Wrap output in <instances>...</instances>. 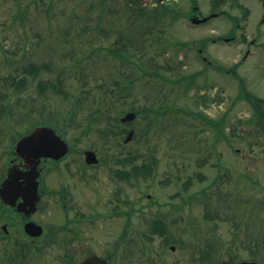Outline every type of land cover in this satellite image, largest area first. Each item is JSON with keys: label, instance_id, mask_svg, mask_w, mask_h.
<instances>
[{"label": "rangeland", "instance_id": "374dc122", "mask_svg": "<svg viewBox=\"0 0 264 264\" xmlns=\"http://www.w3.org/2000/svg\"><path fill=\"white\" fill-rule=\"evenodd\" d=\"M125 1L115 0L114 7L104 10L99 0H0V84L10 72L24 77L23 66L30 63L49 64L37 76L28 73L29 81L20 89L9 87L22 113L9 119L5 108L0 114V180L18 137L41 122L65 127L58 132L72 146L45 175L47 193L36 218L45 228L41 245L49 246L39 250L32 264H65V248H75L79 260L124 244H213L220 262L233 256L261 260L264 126L257 125V103L249 97L264 101V22L257 28L264 0H138L143 10L165 5L180 13L140 36L141 44L136 30L143 33L147 26L129 23L136 14L125 11ZM204 16H210L204 23L190 21ZM231 36L235 39L222 40ZM127 37L134 39L132 44ZM120 39L128 48L135 46L127 57L136 65L110 54ZM154 69L165 78L159 79ZM46 76L63 81L66 93L40 90L36 83ZM115 79L128 90L112 99L116 105L106 114L120 119L132 107L139 110L132 126L123 125L135 129L134 137L125 143L128 132L123 133L125 146L119 148L139 155L138 162L154 158L155 170L147 177L117 176L114 170L120 165L109 158L111 150L95 131L108 120L89 115V94L103 96ZM85 149L95 150L100 162L87 165ZM69 186L73 200L63 202L58 190ZM203 189L212 197L204 198ZM191 194L195 199L187 200ZM155 212L167 218L164 235L142 225V218H154ZM2 215L12 214L1 210L0 224ZM50 231L57 232L52 241ZM16 234L14 230L10 237ZM236 235L242 240L234 242ZM19 238L28 237L21 233ZM9 242L0 240V248ZM31 258L9 262L28 264Z\"/></svg>", "mask_w": 264, "mask_h": 264}, {"label": "flooded vegetation", "instance_id": "af4514ba", "mask_svg": "<svg viewBox=\"0 0 264 264\" xmlns=\"http://www.w3.org/2000/svg\"><path fill=\"white\" fill-rule=\"evenodd\" d=\"M262 21H264V16L262 17ZM257 28H260L259 24ZM64 158L59 160H54L48 157L40 158L37 166V169L39 170V176L37 177L38 201L36 204V209L33 211L30 210V207H27L20 211L18 210L17 206L19 203L25 201L24 195H27V192L25 191L28 177L27 172L30 171L31 166L24 157L18 155L15 150H12L11 156L5 166L4 176L0 180V187L2 186L3 181L8 177L10 169L14 168L17 172V186L14 188H8L7 194L13 198H16V205L12 206L7 204L0 196V211H6L7 213L10 212L12 214L8 218H5V216L2 215L4 217V223L0 224V240H10V242L7 247L0 248V253L2 254L0 256V264H21L20 262L11 263L9 260L16 261L18 258H23L22 260L25 261V258L28 255L26 248H31L28 256H32V260L29 263L32 264L34 258L38 257L39 250L41 251V248H47L49 246L48 244H46L47 246L41 245L42 235L37 237L29 234L26 231V224L28 222H35L44 228V225L36 218V214L40 209V204L47 193L44 178L50 168L49 166L51 163L60 162ZM72 188V186H69L66 189L58 190V192L62 194L61 199L63 202L67 199L73 200L72 197L74 196V188ZM179 209H181L180 206ZM79 214L83 215V213ZM154 215H156V212ZM142 219V225L146 226L147 229L150 227L149 229L152 233L164 235L168 232V228L165 225L167 218L160 212L157 213V216L154 218L143 217ZM81 220L84 221L85 218L83 217ZM14 230L17 233V236L14 235L11 238L10 235ZM2 232L9 237L3 236ZM21 233L28 237L26 238L27 241H23V239L19 238L21 237ZM50 233L51 237H57V232L50 231ZM26 242L28 245L24 244ZM10 245L11 247H9ZM261 246L263 248H259V252L262 259L257 262L259 264H264V241ZM75 251V248L64 249V256L68 257V260L65 262V264H80L84 259L93 255L98 256L101 259L103 257L106 259L108 264H237L241 261H252V259H235V256H233L225 262H220L219 251L217 248H176L175 246L165 248L164 246L158 247L152 245H116L113 250L109 251L105 255H102L100 252H95L85 255L79 260L75 259Z\"/></svg>", "mask_w": 264, "mask_h": 264}, {"label": "trees", "instance_id": "16d2710c", "mask_svg": "<svg viewBox=\"0 0 264 264\" xmlns=\"http://www.w3.org/2000/svg\"><path fill=\"white\" fill-rule=\"evenodd\" d=\"M220 1H226V0H220ZM115 0H99L98 4L102 5V8L107 7H114L113 4H115ZM163 3V2H161ZM193 3H196V0H193ZM126 4V8L125 11L130 13L131 15L136 14L134 19L132 20V22L130 20L129 23H135V25H143L147 26V28L144 30L143 33H141V30L137 31L136 30V34H137V42L139 44H141V38L140 36L145 37L146 33H152L154 32L153 28L154 26H156L157 24L160 23V21L162 19H166L168 16H171L172 18L176 19V17H178L180 15V13L176 10H173L171 8V6H165L163 5V7L161 8V6L152 8V9H147V10H143L146 9V7H141V4L138 0H126L125 1ZM103 10V9H102ZM103 10V11H104ZM102 11V12H103ZM143 18V19H141ZM149 23V24H148ZM159 31V30H158ZM162 32V29L159 31ZM164 33V32H162ZM128 41L132 44V42L134 41V39L132 37H127ZM146 39H144V41H146ZM120 40L116 41L113 46H110L111 48H109V52L112 55H115L117 57H122L123 61L125 62H131L133 65H136V62L134 59L128 58L127 55L129 52H132V49L135 48L134 45H132V49L128 48L126 43H122L120 44ZM184 45H188L186 42L184 43ZM202 47V46H201ZM139 48V47H138ZM136 53V52H135ZM122 61V62H123ZM49 64L48 63H42L41 65L39 63H30L27 66H23L22 72H24L25 76L24 77H20L19 74H13L12 72L8 73L7 75H4L2 80V83L0 84V87H3L2 89H0V103L2 104L1 109H0V114L3 115L5 112V108L7 111V115L9 116V119L11 118H16L18 117L22 112H20L17 108H16V104L13 102L12 99V95H13V91L10 92V86L12 87V89H20L21 87H23L25 84L28 83L29 80H27V76L28 73H32L35 76L41 74L42 69H44L45 67H48ZM173 67V66H172ZM157 69V68H156ZM154 73L155 75L159 78V79H164L166 75H164L161 71L155 70L154 69ZM33 81V80H32ZM165 81H169L168 79ZM63 81L60 80H51L48 79L47 76L46 77H40L38 79V82L36 83L38 88L40 90H47V89H51L53 91V93H58V92H65L66 90L63 87L62 84ZM113 86L110 87H106V90L103 92V96L101 95L99 98L97 96L96 93L94 94H89L90 99L87 102V106L89 105V115H91L94 119L99 120L102 114V122L104 121V119L106 118L108 121L106 122V124H102V128L98 125V127L95 129V131L97 133H99V135L101 136L102 139V145L103 147H105L107 150H111V153L108 155L109 158H111L114 163L120 165V168H116L114 170V172L117 174V176L119 178H124V179H129V178H133V177H147L148 175L153 174L154 172V168H155V163L156 161L149 158L147 160H143L141 162H138L139 159V155L136 156L134 155L132 152H127L125 153L124 150H120L119 146H121L122 148H124V143L122 142V135L123 133L128 132L129 130H127L125 127H123V125H130L132 126V122H127V123H122L121 120L119 119V117H111L110 114H106L107 111H111L112 109L115 107L116 103L113 102V98H117V97H122L123 93L126 92L127 88H124L121 83L119 82V80L115 79V82L113 81ZM6 87V89H5ZM128 90V89H127ZM88 93H90L89 90H86ZM250 99L253 100V103H257V106L255 105V110H256V123L257 125H261L262 127L264 126V101L261 100L260 98L257 97H253L250 96ZM101 102H102V106H101ZM259 103V104H258ZM261 104L263 106H261ZM42 107L44 108L45 106L42 105ZM132 110H135L137 112V114L139 115L140 112L139 110H137L135 107L131 108ZM102 111V112H101ZM109 111V112H110ZM125 111V109L123 110ZM93 113V114H92ZM24 116V115H22ZM20 116V117H22ZM19 117V118H20ZM114 119V121H113ZM113 121V122H112ZM51 122V121H50ZM46 123V122H41V124ZM48 123V122H47ZM36 124V123H35ZM52 126H54L58 131H60L61 133L64 132V128H60L59 125H55L52 122L48 123ZM91 128L90 125L87 126L86 131L89 130ZM62 129V130H61ZM23 133V132H19V135ZM126 166H131L130 169L125 168ZM204 198H209L210 196L212 197V193L207 191L206 189L202 190ZM193 197H196L195 194H191ZM190 195V196H191ZM217 195V194H216ZM210 197V198H211ZM209 215H207L208 217ZM210 218V216H209ZM166 240L169 242L171 241L170 238H166ZM240 241L242 240L239 235H236L234 242L235 241ZM209 244V243H207ZM214 248L213 244H209L206 246V248ZM218 247H221V244H218ZM28 252L31 251V248H28L27 250Z\"/></svg>", "mask_w": 264, "mask_h": 264}, {"label": "water", "instance_id": "95a60500", "mask_svg": "<svg viewBox=\"0 0 264 264\" xmlns=\"http://www.w3.org/2000/svg\"><path fill=\"white\" fill-rule=\"evenodd\" d=\"M208 17L198 19L194 18L195 23L204 22ZM136 118V113L134 111L127 112L121 121H132ZM134 135V129L130 130L125 142L132 139ZM69 150L68 143L57 134L54 128L50 126H39L31 133L24 135L17 142L16 152L18 155L24 157L26 161L31 166L30 171L27 172V185L25 186V191L27 195H24L25 201L18 204V210L22 211L27 207L30 210L36 209V204L38 201V180L39 170L37 169L40 158L42 157H52L54 159H60ZM86 161L88 163H97L98 157L96 152L93 150L85 151ZM17 172L14 168L9 171L8 177L3 181L0 187V196L4 202L12 206L16 205V198H13L7 194L8 188H14L17 186ZM33 187V189H32ZM26 231L35 236H40L43 234V227L36 224L35 222H28L26 224ZM80 264H108L105 259H101L98 256H91L86 258ZM238 264H258L254 261H243Z\"/></svg>", "mask_w": 264, "mask_h": 264}]
</instances>
